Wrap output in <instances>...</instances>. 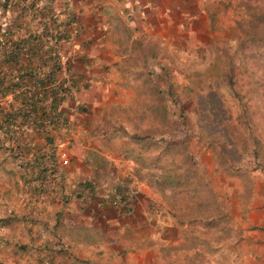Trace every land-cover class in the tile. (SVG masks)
<instances>
[{
	"label": "crops",
	"instance_id": "1",
	"mask_svg": "<svg viewBox=\"0 0 264 264\" xmlns=\"http://www.w3.org/2000/svg\"><path fill=\"white\" fill-rule=\"evenodd\" d=\"M53 6L63 9L60 17L68 11L74 15L65 27L72 53L68 65L79 84L62 104L68 115L69 107L75 114L74 120L69 118L75 130L67 148L74 159L66 166L59 162L66 200L30 193L19 175L30 196L18 212L20 218L0 225V233L11 237L16 231L21 238L15 243L17 252L26 254L21 264H201L195 254L199 248L186 240V224L171 213L168 190L162 192L139 176L136 159L108 144L114 135L101 129L116 123L103 113L111 107L113 78L120 81L130 72L141 75L139 71L159 76L166 61L180 62L171 66L174 70L202 61L212 31L200 1L68 0L65 7L62 0H54ZM155 43V51L146 48ZM122 85L115 84L119 92ZM77 95L82 111L73 99ZM98 126L100 131L95 130ZM93 155L106 158L104 164ZM127 176L131 182L124 204L114 193L116 182ZM230 177L216 189L224 195L220 207L229 218L225 245L234 253L232 264H264V177L251 176L246 197L240 180ZM86 179L90 183L76 194L77 184ZM50 242L56 248L49 256L45 244ZM30 252L36 260L25 263L33 260Z\"/></svg>",
	"mask_w": 264,
	"mask_h": 264
},
{
	"label": "trees",
	"instance_id": "2",
	"mask_svg": "<svg viewBox=\"0 0 264 264\" xmlns=\"http://www.w3.org/2000/svg\"><path fill=\"white\" fill-rule=\"evenodd\" d=\"M53 1L0 0V150L5 151L16 162L20 178L30 186V193L33 194L34 190L43 199L57 194L65 201L58 144L63 138V133L66 134V125L69 122L68 110L62 108V104L70 100L71 93L66 79L61 76L59 51L62 41L69 37L65 25L73 21L74 15L68 11L65 16L60 17L63 9L56 10ZM62 4L67 7L68 0H62ZM237 5L240 6L239 12L234 14V24H229L228 28L231 31L230 38L234 39L236 44V55H232L239 60L237 63L233 56H227L225 60L221 56L220 70L221 80L228 87L230 96L241 104L240 111L230 116L233 113V104H228L229 115L222 116L223 118L217 121V126L212 127L211 123L208 126L212 137L210 143L217 152L218 163L231 175L239 174V170L231 166L234 158L232 154L227 153L229 145L235 146L241 142L246 146L247 138L253 145L254 156L260 159L259 164L264 167V138L260 139L261 136L252 126L257 119L258 122H263L264 129V80L255 78L253 70H248L246 63V60L254 61V53L257 50L264 53V0H239ZM210 17L214 22L211 12ZM146 48L155 51L156 46L152 44ZM68 67L71 70L70 66ZM239 67L241 70H238ZM161 68L164 69L165 66ZM154 71L155 69L151 73ZM239 74L246 77V88L243 92L237 89ZM77 81L73 78L71 85L77 87ZM217 83L219 84L218 80ZM208 87L205 98L210 102L213 100V110L210 111L214 114L220 110L218 102H225L226 96L215 85L210 84ZM166 89H157L156 92L161 104L158 108L160 116L168 122V102L173 100L179 105L180 101L173 88ZM243 97L247 99L244 102ZM149 107L157 106L152 103ZM241 118L246 123L245 127L251 130L247 137L243 136L239 126L235 125ZM207 119L210 121V116L207 115ZM227 126H234V130L229 131ZM38 135L40 140L37 141ZM129 135L127 134L134 141L148 142L158 147L155 159H161L163 156L170 158L168 165L172 168L166 170L162 183L184 189V194L168 197L173 206L171 213L176 221L181 224L186 222V218L209 219L207 223L213 221L206 199L210 196L213 203H218V196L197 168L193 154L186 152L185 148L183 155L178 159L177 156L167 155L170 154L169 146L161 144L164 136L151 142L147 140L150 139V133L147 132L142 135ZM168 138L173 139L170 135ZM130 182L131 178L128 176L116 182L114 197L121 194L120 201L124 204L126 199L129 200L127 186ZM89 183L90 179L78 183L76 194L83 193ZM204 188L208 189L209 196L202 195ZM181 192L183 190L179 193ZM214 209L218 211L217 215H224L220 206L216 205ZM34 214L30 216L32 219ZM18 217H0V225L8 224ZM54 244L55 242L45 244L49 256L56 248Z\"/></svg>",
	"mask_w": 264,
	"mask_h": 264
},
{
	"label": "rangeland",
	"instance_id": "3",
	"mask_svg": "<svg viewBox=\"0 0 264 264\" xmlns=\"http://www.w3.org/2000/svg\"><path fill=\"white\" fill-rule=\"evenodd\" d=\"M199 1L202 9L207 14L212 31L208 38L202 61L194 60L190 64V69L186 67L180 70H174L171 67L172 65L174 67L180 65V62L166 61L164 62L165 68L160 69L162 75L159 76H151L147 72L139 71L141 75L133 76L134 72H130V75L122 77L120 81L116 79L114 81L113 78V87L110 89V97L112 98L111 107L104 110L103 113H105L107 118L109 117L116 123L112 126L108 125V128L102 125L101 129L104 130L106 128L109 133L114 135L108 144L126 150L130 157L132 156L133 159H136L139 166V176H146L148 184L154 185L160 191H162V188L168 190L167 196H171V198L184 194V189L182 187L173 188L162 183V176L166 174L168 168H172L168 165L170 158L163 156L161 159H155L159 151L158 147L153 144L150 145L148 142L134 141L127 134L137 133L142 135L147 132L150 133V139L147 140L151 142H155L156 138L164 136L165 139L161 144L169 146L170 154L167 155L177 156L178 159L183 155L185 148H187L185 149L186 152L190 151L193 154L197 168L203 174L208 185L217 193L219 203H213L211 197L208 195V189L204 188L202 195L209 196L206 200L209 202L213 221L207 223L209 219H190V221L189 218H186V240L188 243H195L196 247L199 248L196 250V259L198 257L201 264H232L235 261L234 253L230 252V248H227L225 245L226 238H229L228 235L231 232L229 218L222 207V214L224 215H217L218 211L214 209L216 205L221 206L220 202H224V195L222 196L216 187L219 188L222 183L231 178L230 176H234L242 183V195L246 197L247 190L249 191L250 189L251 176L258 180L262 179L264 177V167L259 164L260 159L254 156L253 145L251 142H248L247 138L246 146L241 142H238L235 146L234 144L229 145L227 153L232 154L234 158L233 165L231 166L239 170V174L232 173L231 175L224 169L223 165L218 163L217 152L210 143L212 137L209 134V124L211 123L212 127L217 126V121H220L223 118L222 116L225 115L226 117L229 115L228 104H233V113L230 116H234L240 111L241 104L230 96L228 87L221 80L222 75L220 70V60L222 59L220 57L222 56L224 60L227 56L232 57L236 48L235 40L230 38L231 31L228 25L234 24V14L239 12L240 6L237 5L239 0ZM210 12L213 14L214 22H212ZM136 42L138 41L136 40ZM67 44V40L62 41L60 51L67 58V66H70L68 65V61H70L72 53H68L69 48ZM156 47H158L157 44ZM234 55L236 54L234 53ZM233 58H236L235 61L238 63L239 58L236 56H233ZM246 63L249 68L248 70H253L255 78L264 80L263 52L257 50L254 53V61L250 62L246 60ZM238 70H241V67ZM73 73L74 71L69 70L68 67L67 74L71 80L75 78ZM238 76L237 89L243 92L246 88V84L244 83L246 77L241 74ZM118 82H123L121 86L123 89L120 92L115 86ZM210 84L215 85L226 96L225 102L222 100L218 102L220 110H217L214 114L210 111L213 110V100L211 99L212 102H210L205 98ZM96 86L95 84L92 88L94 89ZM73 87L76 91L77 87L75 85ZM166 88H173L177 92L178 100L180 101L179 105L173 100L168 102L170 109L168 122L160 116L158 108L161 107V104L158 101L156 92L157 89L165 90ZM88 91L92 90L89 89ZM73 99L78 100L76 104L82 111L79 107V95ZM246 100V97L242 98V102ZM152 103L156 104L157 107H149ZM79 109L76 108V111H80ZM223 110L226 111L224 112ZM69 113L72 114L71 116L69 114L70 120H74L75 114H73L74 111L71 107H69ZM99 115L101 114L99 113ZM207 115L210 116V121L207 119ZM238 120L234 124L239 126L240 132L243 136L247 137L251 130L245 127L246 123L242 118ZM158 121L160 124H158ZM252 124L254 130L261 136L259 138H264L263 122H258L256 119ZM227 129L232 131L234 130V126H227ZM74 130V127H72L71 135L74 133ZM95 130L100 131V127L98 126ZM65 135L63 133L62 141ZM71 135L69 136V140L62 145L64 148L71 146ZM168 135L173 137V139L168 138ZM120 136H125V138L122 139ZM36 140H40L39 135L36 137ZM59 148L60 146L58 145ZM72 148L74 151L77 150L76 146L72 145ZM68 153V164H70L74 159V155H70V150H68ZM91 158L99 159V164H104L106 160V158H96L94 155ZM180 170H182V167ZM18 171L19 168L13 158L5 151L0 150V217L18 215V212L23 210L24 199L30 196L25 194L26 189L19 182ZM97 175L99 176V174ZM101 175L103 177L104 172L101 171ZM182 190L183 192L179 193ZM15 232L13 231L11 237H5V235L0 233V264H21L22 258L26 255L20 254L16 250L15 243L21 238L15 235ZM2 236L11 242V244H8L7 240ZM29 255L33 260L29 262L30 258H27L25 263L35 262V252H30ZM36 262L39 263L38 261Z\"/></svg>",
	"mask_w": 264,
	"mask_h": 264
},
{
	"label": "built area",
	"instance_id": "4",
	"mask_svg": "<svg viewBox=\"0 0 264 264\" xmlns=\"http://www.w3.org/2000/svg\"><path fill=\"white\" fill-rule=\"evenodd\" d=\"M60 53V61H61V68H60V72H61V76L64 77L68 83L69 86V91L71 94L74 95V87L73 85H71V78L69 77V75L67 74V58H65V56L61 53V51H59ZM78 101H76L77 103ZM72 125L71 122L69 120L68 124L66 125V135L64 140L59 143L60 148L58 149V158H59V162L62 165L68 164L69 163V153L67 148L64 146H62L66 141L69 140V136L71 135V131H72ZM121 198V194L118 195V199L120 200Z\"/></svg>",
	"mask_w": 264,
	"mask_h": 264
}]
</instances>
